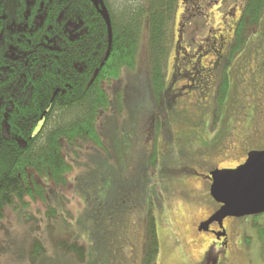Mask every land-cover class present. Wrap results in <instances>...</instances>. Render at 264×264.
I'll list each match as a JSON object with an SVG mask.
<instances>
[{
	"label": "rangeland",
	"instance_id": "1",
	"mask_svg": "<svg viewBox=\"0 0 264 264\" xmlns=\"http://www.w3.org/2000/svg\"><path fill=\"white\" fill-rule=\"evenodd\" d=\"M247 2L202 0L206 10L182 24L185 0L176 1L165 91L159 99L152 92L146 14L135 67H123L104 83L111 106L98 114H106L98 125L103 145L70 146L62 138L72 165L67 183L30 169V182L41 183L48 195L21 211L5 209L0 220V264H28L35 238L46 250L36 264H144L151 212L160 234L156 264H197L209 234L203 236L205 242L196 241L193 223L216 201L208 193L200 196L202 182L209 189L202 172L214 163L230 164L236 156L226 150L236 148L239 155L241 145L264 143V11L258 24L246 28L241 47L232 52L231 46ZM200 60L208 66L198 75ZM225 75L229 91L215 120ZM177 185L198 192L191 194L195 200L181 196L168 205ZM49 207L55 212L48 214ZM32 217L35 222L27 223ZM229 222L233 232L254 226L250 218ZM7 230L16 231L12 240L6 237ZM172 230L193 240L189 250L175 241ZM60 238L85 246L86 261L58 249L55 241ZM236 259V264H243L241 256Z\"/></svg>",
	"mask_w": 264,
	"mask_h": 264
},
{
	"label": "trees",
	"instance_id": "2",
	"mask_svg": "<svg viewBox=\"0 0 264 264\" xmlns=\"http://www.w3.org/2000/svg\"><path fill=\"white\" fill-rule=\"evenodd\" d=\"M176 1L100 0L111 18L110 47L107 23L92 0H0V220L8 206L21 211L38 198L46 199L47 188L30 182V169L68 182L72 165L63 137L70 146L103 145L98 126L103 113L98 114L111 106L104 83L123 67H135L146 14L152 92L158 99L163 96ZM197 1L185 0V17L199 13ZM263 11L264 0H248L232 52L243 44L246 28L260 22ZM228 91L225 75L215 120ZM54 212L49 207L48 214ZM154 217L153 212L148 217L144 264H156L160 251ZM55 246L81 263L87 259L85 246L77 241L60 238ZM45 251L35 238L28 264H36Z\"/></svg>",
	"mask_w": 264,
	"mask_h": 264
},
{
	"label": "flooded vegetation",
	"instance_id": "3",
	"mask_svg": "<svg viewBox=\"0 0 264 264\" xmlns=\"http://www.w3.org/2000/svg\"><path fill=\"white\" fill-rule=\"evenodd\" d=\"M194 4H195L194 6L197 5L198 11H199V13L197 14H202L206 10V7L202 5V0H198ZM187 8L188 7L186 6V2H185V11L182 16L183 17L182 24H184L185 23L184 21H186L189 18V17H185ZM181 46L182 45L180 41L179 47ZM199 62H200L199 68L202 72L204 67L208 65H205V63L202 62V60H200ZM211 62L212 61H210V63ZM173 63H175V60L173 61ZM179 69L182 70V67H180ZM189 69L191 70V68ZM197 73L198 75H200L199 71ZM241 146L242 148L240 149L239 155H236L237 153L236 148L235 150L232 148L231 149L229 148L230 150H226L227 152H230L231 154H234L236 156L233 158L232 161H230V164L217 165L214 163L206 167L205 169L206 171L202 172V174L204 175L207 182L209 183V189L206 190L204 182H202L201 179H198L202 182L201 184H203L204 186V193L202 194L200 191V196L205 198L208 194L211 195L210 193H211L212 178H211L210 172L215 171L216 169H234V168L236 169L238 166L246 162L248 155L251 151L264 150V143L259 144V146L252 145L249 143L246 145L245 144L241 145ZM201 161H202L201 163L204 164L203 158H201ZM184 189L185 191L181 190L180 188V189H177L176 192H171V194L168 196V205H171L172 201H176L178 198H182V197L189 198L191 199V201H194L195 196L193 198L191 194L193 192L194 193L193 195H195L198 192H195L193 189L189 188V186ZM221 206L222 204L215 201V204H213V208L210 210V212L207 213L206 216L202 218L198 217L197 219H195L193 223L194 233L197 237L196 241L205 242V239L203 236L206 234H209L208 236L206 235L207 237H209V239L204 244L205 246H204L203 252L201 256H199L200 260L197 262V264H236L238 262L236 259L237 256L242 257L243 264H264V212L259 213V214H254V215L248 214V216L240 217V218H250L254 222V226L241 227L237 231L235 230V232H233L231 225L229 224L230 223L229 221L235 217H227L224 220L223 228L219 225V222L214 221L210 224L208 230L199 229L200 227L199 225L207 221L212 216V214H214ZM157 232H158V228H157ZM172 232H173V235H174L173 238L175 239V241L178 243H181V245L184 248L187 249L188 246H191L193 240L189 241L187 239L182 238V233L180 230L175 231V232L174 230H172ZM158 237H160L159 233H158ZM246 237L249 239L245 240Z\"/></svg>",
	"mask_w": 264,
	"mask_h": 264
},
{
	"label": "water",
	"instance_id": "4",
	"mask_svg": "<svg viewBox=\"0 0 264 264\" xmlns=\"http://www.w3.org/2000/svg\"><path fill=\"white\" fill-rule=\"evenodd\" d=\"M92 1L107 23L111 47L110 14L106 7L101 9L100 0ZM210 175L212 178L210 194L222 206L207 221L199 225L200 230H208L214 221L219 222L223 228L227 217H244L264 212V150L251 151L246 162L236 169H216L210 172Z\"/></svg>",
	"mask_w": 264,
	"mask_h": 264
},
{
	"label": "crops",
	"instance_id": "5",
	"mask_svg": "<svg viewBox=\"0 0 264 264\" xmlns=\"http://www.w3.org/2000/svg\"><path fill=\"white\" fill-rule=\"evenodd\" d=\"M105 113H103L101 116H103ZM106 115V114H105ZM105 115L103 116V117H105ZM100 121H101V117H100ZM90 147H94V146H90ZM26 210V209H25ZM23 213H25V212H23ZM23 213H21L22 214V216H21V218L23 217ZM29 222H35V218L34 217H32L31 219H29L28 221H27V223H29ZM15 233H16V231H12V230H7V235H6V237L9 239V240H12L13 239V237H14V235H15ZM7 242H8V240H6Z\"/></svg>",
	"mask_w": 264,
	"mask_h": 264
}]
</instances>
